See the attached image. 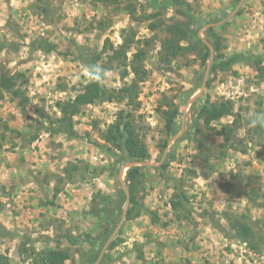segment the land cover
I'll list each match as a JSON object with an SVG mask.
<instances>
[{
    "label": "rangeland",
    "instance_id": "obj_1",
    "mask_svg": "<svg viewBox=\"0 0 264 264\" xmlns=\"http://www.w3.org/2000/svg\"><path fill=\"white\" fill-rule=\"evenodd\" d=\"M36 1L0 0V44L6 46L0 48V65L26 75L31 99L25 108L18 107L9 96L0 102V136L6 137L0 152V193L4 200L0 201L1 262L32 264L29 253L53 249L56 243L52 239L71 233L80 240L75 244L62 241V248L70 249L73 257L67 264H81L82 254L93 251L99 253L98 259L103 253L101 264L116 239L122 242L104 264H264V121L262 129L251 123L255 118L259 122L256 102L264 99V75L255 64L261 63L264 68V0H198L197 17L206 23L199 37L212 48L206 65L199 61L188 65L181 59L173 63L171 72H165L157 66L156 50L150 53V76L141 86L137 116L151 158L141 162L148 165L135 195L139 204L158 213L160 222L154 225L151 216L144 213L126 220L131 196L126 194L125 214L106 241L103 230L107 227L104 220L108 219L104 216L100 220L103 215L97 210L104 204L101 197L113 201L119 196L130 163L116 164L98 144L104 145L100 134L115 121L124 105L102 102L84 107L82 114L75 117L76 138L64 134L47 136L40 131L37 139L42 144L41 148L36 145L37 150L27 142L30 136L18 133L34 134L39 129L36 106L43 110L45 118L55 120L59 117L56 102L73 98L90 81L87 69L75 59L76 43L91 51L100 50L106 38L120 44V33L130 24L136 27L140 39L148 38L149 21L143 18L146 13L165 10L164 0H48V15L39 14L40 10L33 6ZM129 4L137 8L133 18L126 10ZM166 13L169 23L173 11L168 9ZM100 20L110 25L104 32L95 29ZM211 28L214 35L205 32ZM39 37L53 43L56 52L32 50L30 44ZM214 39L221 42L220 61L214 59ZM233 57L237 60L231 62ZM131 80L132 76L126 78V82ZM103 82L109 88L123 85L117 70L106 72ZM164 93L175 100L180 111L177 133L161 151L159 144L167 135L157 108ZM206 99L230 100L235 112L242 114L235 143L239 149L220 147L223 139L218 132L222 125L232 123L233 117L214 123V130L202 125L193 127ZM5 125L10 130H4ZM202 137L206 139L201 157L208 154L209 164L196 157V141ZM76 162L81 167H95L98 175L82 182H62L56 195L57 177H63V168ZM166 162L164 170L155 168ZM191 169L198 174L190 177ZM175 180L184 182L178 192L185 191L189 199L191 214L187 218L182 210L174 211L169 204L176 194ZM241 188L260 193V207L247 202L240 195ZM44 207L49 208L45 214ZM223 211L250 216L255 233L253 244L258 250H251L250 245L216 228L215 221L224 230L229 228ZM3 230L8 234L4 235ZM87 234L96 240L88 239ZM138 244H143L142 260L135 251ZM23 248L32 251L25 252Z\"/></svg>",
    "mask_w": 264,
    "mask_h": 264
},
{
    "label": "trees",
    "instance_id": "obj_2",
    "mask_svg": "<svg viewBox=\"0 0 264 264\" xmlns=\"http://www.w3.org/2000/svg\"><path fill=\"white\" fill-rule=\"evenodd\" d=\"M48 0H37L34 7L40 10L39 14L48 15ZM105 1V0H103ZM108 1V0H106ZM240 2V0H235ZM199 7L198 0H164L163 8L165 10H158L153 13H146L143 18L145 21H149L147 24V30L150 31L151 36L148 38L140 39L138 37V30L132 24L124 28L120 33L121 43L115 44L109 38H106L103 43V47L99 50L91 51L87 47L75 44L78 49L77 54H75V59L82 63V65L87 69L90 74V81L86 83L82 90L78 92L73 98H68L64 100H59L55 104V109L59 114V117L51 119L49 116L45 118V114L42 109L36 106V114L39 116L40 122H38L35 133L31 134L26 131L23 133L25 136H30L27 138V142L32 144L39 135V132L48 133L50 136L57 134H64L68 138H76L75 133V117L82 114L84 107L95 105L102 102H116L124 105V108L120 110L115 121L109 125L100 134L104 145L98 144V146L108 154L110 157L114 158L116 164H124L132 162H147L151 158L148 146L145 143L143 136L140 133V126L138 125V114L140 109V92L142 84L150 76V71L147 68V60L154 50H156L157 66L160 70L165 72H171L173 70V63L178 62L181 59L186 60V63L192 64L197 61L201 65H206L211 58V49L204 43V41L199 37V30L203 28L206 23L197 17L196 8ZM173 11V16H171V22H167V10ZM127 13L133 17L137 15V8L133 4L127 5ZM90 26H94L91 24ZM110 27L108 22L100 20L97 23L98 31L104 32ZM213 28L206 30L208 35H214L212 32ZM162 33L165 36L162 38L159 34ZM261 43L264 46V35L261 39ZM214 51L216 53L215 60H221L223 57L221 54V42L213 41ZM5 44H0V48L4 49ZM32 50L42 51L44 53H55L57 47L51 43L47 38L39 37L34 42L30 44ZM236 59V57L230 58V61ZM240 59V58H239ZM237 60V59H236ZM257 61V60H256ZM255 64L259 67L260 74L264 75V68L260 66L261 63ZM222 69L226 66H221ZM264 67V66H263ZM117 70L123 85L119 88H109L103 82V77L106 72ZM132 76L131 82H126V78ZM28 79L26 75L22 72H12L11 70L0 65V102L9 96L13 102L17 104L20 108H25L31 99L27 93ZM179 105L174 99L168 97L166 93L163 94V100L158 106V113L162 116L164 120V131L166 132V139L160 143V150L164 151L169 143L170 138L177 133V117L179 115ZM256 115L259 118V122L251 119V123H255L258 129H262V124L264 121V99L259 98L256 102ZM45 119H41L40 117ZM233 117L232 123L225 124L221 126V130L218 134L223 139V143L220 147L226 150L234 149L237 150L235 145L237 141V133L241 129V118L242 114L235 112L234 103L230 100H221L211 102L210 99H206L202 106L197 111V115L194 119L193 127L197 129L198 125H202L206 129L214 130L213 124L222 121L224 118ZM4 130H10L7 125L4 126ZM6 137L5 134L0 136V152L4 148V141ZM205 137H202L197 144L196 157L204 164H209V155L203 154L201 150L205 148ZM195 141V140H194ZM242 153H246L245 149L239 150ZM80 162L69 163L63 168V177L58 176L56 183L55 194L57 195L60 191V185L62 182L74 183L78 181H86L88 177H96L97 169L95 167H90L89 165L81 167ZM168 163L162 164L160 167H155L159 171L164 170ZM145 166H133L127 170L126 173V184L130 190V206L126 213V220H133L141 216V214H146L151 216V221L155 225L160 222V217L157 212H152L150 209L146 208L143 204H139L136 201L135 190L139 183H141L140 178L143 175V169ZM212 169H214L212 167ZM188 173L192 176H196L198 173L191 169ZM141 185V184H140ZM184 185V182L177 183L175 180L174 194L169 204L174 211L182 210V213L186 216L191 214V208L188 204L189 199L185 191L178 192L179 188ZM240 195L242 194L246 201L251 203V205L258 204V199L261 197L260 193L255 191V189H250L248 192L243 191L241 188ZM103 198V207L97 210V213L102 214L100 220L103 218L107 222V227L103 230V236L105 240L110 238L115 227L120 222L121 216L124 212V206L126 203L125 191L121 188L119 196L115 200ZM53 203V202H49ZM111 203L113 204L110 209ZM46 204V203H45ZM96 204V203H95ZM215 214V213H214ZM222 217H224L228 222V230H224L222 224L215 221L217 229L224 231L227 237H234L240 242L250 245L251 250H258L253 244L255 239L254 229L251 226L250 216L247 213L236 214L227 211L221 212ZM106 216V217H104ZM181 218V216H178ZM4 235L8 233L5 232ZM87 238L91 240H96L90 234H87ZM103 240V238H101ZM50 240V239H49ZM56 243V247L48 250L33 251L29 253V259L32 264H67L71 260L72 254L70 249H64L61 246L62 241H67L70 244L77 243L80 238L71 233H65L52 239ZM122 241L120 239L114 240L107 253L103 256L102 263H108L107 259L110 258V252L115 249ZM101 247L103 244H100ZM139 245V246H138ZM135 248L137 252V258L144 259L143 254V244H138ZM32 249V248H31ZM188 249V248H187ZM23 251H32L27 248H23ZM93 251V250H92ZM98 252H89L82 254L80 259L81 264H94L98 259ZM0 259H2L0 257ZM0 264H10L8 260H4Z\"/></svg>",
    "mask_w": 264,
    "mask_h": 264
},
{
    "label": "crops",
    "instance_id": "obj_3",
    "mask_svg": "<svg viewBox=\"0 0 264 264\" xmlns=\"http://www.w3.org/2000/svg\"><path fill=\"white\" fill-rule=\"evenodd\" d=\"M47 136H50V135H48V134H46ZM34 146H32L34 149H36L37 150V148H35L36 147V145L39 147V148H41V144L42 143H40L39 142V140L38 139H36L33 143H32ZM34 152V151H33ZM35 153V152H34ZM39 153V152H38ZM92 158H93V160L94 159H96V157H93L92 156ZM32 185H35L36 187H38V185H36L35 184V181H32ZM124 186H126V189L124 188ZM33 187V186H32ZM34 189H36V188H34ZM122 189L126 192L125 194H127V192L128 193H130V190H129V188H128V186L126 185V182L124 183V184H122ZM1 192V191H0ZM34 198H32V200H33ZM0 201H4L3 200V197H2V193H0ZM0 203H2V202H0ZM34 204L35 205H38L39 204V202L37 203L36 201H34ZM8 206H9V204H8ZM40 208V207H39ZM49 211V208H47V207H44V211L42 212V213H47ZM124 214H125V212H124ZM13 215V214H12ZM49 218V217H48ZM38 226V225H37ZM42 233H44V232H42ZM48 233V232H47ZM50 237H52V236H50Z\"/></svg>",
    "mask_w": 264,
    "mask_h": 264
},
{
    "label": "water",
    "instance_id": "obj_4",
    "mask_svg": "<svg viewBox=\"0 0 264 264\" xmlns=\"http://www.w3.org/2000/svg\"><path fill=\"white\" fill-rule=\"evenodd\" d=\"M208 44V43H207ZM210 49H211V51H212V48L210 47ZM197 97V96H196ZM196 97H194V98H192L191 100H190V102H193L195 99H196ZM148 164H146V163H141V162H132V163H130L129 164V166H128V168H130V167H133V166H147ZM124 188L126 189V186H124ZM127 195L129 196V193L127 192ZM114 236V235H113ZM105 250V249H104ZM103 254V253H102ZM102 254H101V256L99 257V259H98V262H97V264L100 262V260H101V258H102Z\"/></svg>",
    "mask_w": 264,
    "mask_h": 264
}]
</instances>
